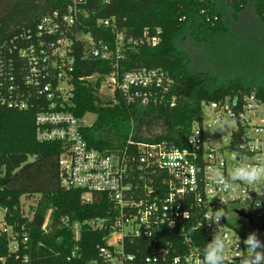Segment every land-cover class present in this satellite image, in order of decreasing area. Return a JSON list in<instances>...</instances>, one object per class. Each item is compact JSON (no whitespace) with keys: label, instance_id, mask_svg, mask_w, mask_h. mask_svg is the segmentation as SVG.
Returning <instances> with one entry per match:
<instances>
[{"label":"built area","instance_id":"2783aa9c","mask_svg":"<svg viewBox=\"0 0 264 264\" xmlns=\"http://www.w3.org/2000/svg\"><path fill=\"white\" fill-rule=\"evenodd\" d=\"M88 2L69 0L64 9L40 19L34 35L18 51L23 88L15 84L11 61L6 65L9 72H0L5 77V83H0L1 104L15 111H33L36 141L62 146L58 160L61 184L80 190L83 204H92L96 197L106 201L103 216L81 223L62 221L74 232L75 240L80 238L81 227L101 234L95 257L84 264H202L203 250L215 232L228 236L225 252L229 260L248 254L243 240L250 232L264 241V181L237 183L225 190L218 173L230 177L241 163L264 164V104L253 92L203 103L207 119L203 120L201 112L200 122L190 128L181 144L129 138L123 148L103 151L91 147L84 137V117L72 111L79 60L110 64L98 88L101 98L116 103L119 94L126 104L148 111L168 109L176 96L166 71L121 68L127 58L125 49L155 47L160 31L126 38L114 21L98 20V26L109 27L114 36L109 44L90 32L88 20L94 10ZM97 79L79 78L93 83ZM220 209L226 218L219 224L206 219ZM167 218L175 222L174 227H168ZM49 224L47 217L44 233ZM3 232L12 237L9 250L16 252L11 228L4 226ZM22 241H27L25 235ZM76 258L77 246L67 255V262Z\"/></svg>","mask_w":264,"mask_h":264},{"label":"trees","instance_id":"16d2710c","mask_svg":"<svg viewBox=\"0 0 264 264\" xmlns=\"http://www.w3.org/2000/svg\"><path fill=\"white\" fill-rule=\"evenodd\" d=\"M68 3L0 0V72L8 73L6 65L11 61L20 89L18 51L34 35L43 16ZM88 6L94 10L88 20L90 32L109 44L114 36L109 27H99L98 20L114 21L126 38L139 39L143 31L150 36L160 31L155 47L125 49L127 58L121 68L166 71L176 96L168 109L148 111L126 104L119 94L116 103L101 98L98 88L102 76L109 74L110 64L79 60L72 111L79 118L94 115L92 125L84 130L91 147L103 151L123 148L129 138L181 144L190 128L200 122L203 103L253 92L264 104V0H89ZM90 76H97V81L79 80ZM0 83H5V77H0ZM145 118L162 120L167 133L142 136L136 127ZM34 128L33 111L11 110L0 99V209L5 212L4 226L11 228L17 244V251L11 252L13 239L0 230V259L4 264H84L95 257L101 234L81 227L80 238L75 240L74 232L62 221L81 223L103 216L106 201L95 196L92 204H83L80 190L61 184L58 160L62 146L39 143ZM34 196L38 200L30 208V216H23L21 199ZM47 217L50 224L44 233ZM24 235L26 242L22 241ZM76 246L79 258L67 262Z\"/></svg>","mask_w":264,"mask_h":264},{"label":"clouds","instance_id":"9594fccd","mask_svg":"<svg viewBox=\"0 0 264 264\" xmlns=\"http://www.w3.org/2000/svg\"><path fill=\"white\" fill-rule=\"evenodd\" d=\"M218 176L221 178L222 187L225 190L231 189L233 185L237 183L249 185L257 184L264 181V164L251 165L241 163L239 167L232 170L230 177H225L223 173H218ZM257 207H259V203ZM183 215L186 219L189 218L185 213H183ZM222 217L226 218L224 211L220 209L206 219L209 222L219 224ZM166 221L169 228L174 227L175 222L173 220H168L167 218ZM202 226L203 225H201V227ZM229 242L227 235L221 236L215 232L213 238L207 243L203 250L202 264H264V241H261L255 231L250 232L247 238L243 240L245 246L244 251L248 253L246 255L229 260L225 252ZM240 242L239 238L237 244L238 250H240Z\"/></svg>","mask_w":264,"mask_h":264},{"label":"rangeland","instance_id":"374dc122","mask_svg":"<svg viewBox=\"0 0 264 264\" xmlns=\"http://www.w3.org/2000/svg\"><path fill=\"white\" fill-rule=\"evenodd\" d=\"M201 110L203 113V120L205 121L207 119V112L205 105L201 106ZM84 124L87 127H90L94 121V115L93 114H87L84 116ZM140 124L136 127V130L140 132L142 136L145 137H155V136H161L165 135L167 133V127L165 123L162 120L158 119H151V118H145L142 119ZM38 200V196H34L31 198H22L21 199V213L23 216L29 217L30 216V208L36 204ZM4 210L0 209V230L4 227ZM10 232V230H8ZM11 247L13 244L10 245Z\"/></svg>","mask_w":264,"mask_h":264},{"label":"water","instance_id":"95a60500","mask_svg":"<svg viewBox=\"0 0 264 264\" xmlns=\"http://www.w3.org/2000/svg\"><path fill=\"white\" fill-rule=\"evenodd\" d=\"M240 216H243V217H246V218H248V216L247 215H245L241 210H238V212H237ZM262 228L264 229V226H262Z\"/></svg>","mask_w":264,"mask_h":264}]
</instances>
